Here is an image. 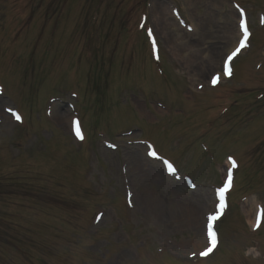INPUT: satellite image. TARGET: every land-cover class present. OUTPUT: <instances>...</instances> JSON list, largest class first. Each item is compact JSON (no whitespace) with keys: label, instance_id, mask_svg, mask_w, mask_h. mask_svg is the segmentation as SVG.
<instances>
[{"label":"rangeland","instance_id":"obj_1","mask_svg":"<svg viewBox=\"0 0 264 264\" xmlns=\"http://www.w3.org/2000/svg\"><path fill=\"white\" fill-rule=\"evenodd\" d=\"M238 7L258 28L264 0H0V179L18 186L10 198L32 192L39 218L25 217L23 226L44 232H26L40 236L11 239L20 240L14 246L0 238V264H264V219L254 231L252 216L231 220L243 209L253 215L257 204L264 210L260 38L238 60L251 58L247 75L236 63L233 80L208 85L222 69ZM56 108L67 123L79 114L85 141L53 121ZM146 138L174 159L181 180L150 158L148 142L137 140ZM227 156L239 169L218 223L221 244L211 257L189 260L207 247L205 216L216 208ZM42 186L78 202L69 212L56 196H39ZM42 201L61 206L51 211ZM81 238L88 245L70 252Z\"/></svg>","mask_w":264,"mask_h":264},{"label":"snow or ice","instance_id":"obj_2","mask_svg":"<svg viewBox=\"0 0 264 264\" xmlns=\"http://www.w3.org/2000/svg\"><path fill=\"white\" fill-rule=\"evenodd\" d=\"M241 28L243 29V36L241 39L238 40V46L235 47L234 50H232L229 54H226V58L222 62V69H221L222 74L231 75V68L229 62L232 61L233 57L237 56V54L241 51V49L247 47L249 32L246 27V24L243 21H241ZM149 33H151V30H149ZM221 73H217L215 76L212 77V82L214 84L217 82V80L220 79ZM15 118L17 120L21 119L19 114H16ZM76 133L78 136L81 135L78 123L76 125ZM82 138L83 137L81 136V139ZM152 154L155 155V153ZM228 160L231 162L232 167L236 166V161L232 157H228ZM231 186H232V170L231 168H228L227 180L224 182V186L218 189L221 201L224 200L225 193L230 189ZM224 207H225L224 203L219 204L217 206V210H214L212 213H210L207 216V223H206L207 247H205L199 253L200 256H207L217 246L218 237H217V233L214 230V222L217 221L219 217L222 215V210ZM261 219H264V212H262L257 217V227L259 226ZM193 255H196V253H193Z\"/></svg>","mask_w":264,"mask_h":264},{"label":"bare ground","instance_id":"obj_3","mask_svg":"<svg viewBox=\"0 0 264 264\" xmlns=\"http://www.w3.org/2000/svg\"><path fill=\"white\" fill-rule=\"evenodd\" d=\"M235 22V21H234ZM233 22V24H234ZM234 30L236 29V26H233ZM235 32V31H234ZM232 28L230 29L229 33L232 35H228L227 39L230 40V47L228 48V50H233V44L235 42L236 37L238 36V29H237V34H234ZM232 37V38H231ZM240 37V32H239V36ZM231 38V39H230ZM171 49H174V46H171ZM251 62V58H244L241 59V62L239 63V66H245V65H250ZM215 70V68L211 71V73ZM221 76H224L223 74H221ZM58 121L60 122H64L66 119V115H64V113H61L60 111H56L55 116H54ZM246 217L247 219H249L252 216V213L248 211V209H243L242 211H237L233 214V216L231 217V220H240L242 217ZM253 218L251 217V222H252ZM235 222V221H234Z\"/></svg>","mask_w":264,"mask_h":264}]
</instances>
